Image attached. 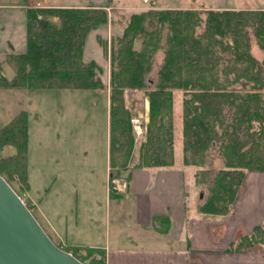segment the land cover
I'll return each mask as SVG.
<instances>
[{
	"label": "trees",
	"instance_id": "obj_1",
	"mask_svg": "<svg viewBox=\"0 0 264 264\" xmlns=\"http://www.w3.org/2000/svg\"><path fill=\"white\" fill-rule=\"evenodd\" d=\"M107 22L104 8L28 6L25 52L6 56L14 76L7 80L0 74V87L102 89L97 65L85 63L82 54L88 33ZM199 28L202 30L197 32ZM251 37L263 53L262 61L251 54ZM137 41L139 50L134 49ZM158 50L164 56L154 88L146 93L149 109L144 140L137 162L130 165L135 137L132 114L123 95L126 90L146 87ZM109 83L110 197L119 196L114 194L113 181L123 171L173 165V90L184 92L182 164L202 167L211 150H216L223 164L213 180L195 182L208 183V197L199 206L202 213L227 215L246 173H264V10L149 9L132 14L121 36L110 41ZM5 147L13 148L14 153L0 158V176L11 187L16 182L26 192L27 112L18 113L0 128V151ZM202 174L211 176L210 171ZM194 175L199 178V173ZM169 223L168 219L156 218L153 226L166 233L167 229L159 228ZM257 244H264V224L241 237L228 251L242 252ZM57 246L83 264H106L102 250Z\"/></svg>",
	"mask_w": 264,
	"mask_h": 264
},
{
	"label": "crops",
	"instance_id": "obj_2",
	"mask_svg": "<svg viewBox=\"0 0 264 264\" xmlns=\"http://www.w3.org/2000/svg\"><path fill=\"white\" fill-rule=\"evenodd\" d=\"M22 3L0 4V74L6 79L5 73L12 71L6 63V56L22 54L26 49V21L23 14L26 13V6ZM65 3L43 6L39 2L38 6L31 7H90L74 5L76 2ZM95 8L106 10L104 6ZM211 10L246 8L232 6ZM87 39L88 36L85 44ZM254 52L251 47L254 58L262 61L263 53L256 55ZM13 76L14 72L7 80H11ZM21 91L24 89L0 88L3 97L0 101V116L4 121L0 128L18 113L27 112L29 189L25 194L34 207L36 220L50 239L55 240L56 245L102 250L106 264H264V244L254 245L242 252L228 251L241 237L250 235L256 226L264 224V181L259 182V179L264 178L263 173H246L243 183L251 186L252 190L244 196L238 194L227 215L202 213L199 210L200 204L194 205L191 202L195 191L192 189L191 192H185L186 186H191L192 182L186 171L192 169V166H184L182 159L177 160L174 149V163L171 167L130 168L123 171L120 178L113 181V189L116 191L114 194L119 196L110 197L108 96L105 98V176L99 181L95 178H91L90 183L86 181L82 190L73 184L71 161L62 160L55 164L58 158L47 156L41 149L34 161L30 149V134L33 125H40L39 114H36L37 111L32 114L22 105L25 99L35 101L33 95L31 97L26 91L38 90H25L20 93ZM14 92L22 95H17L18 103L9 106L8 97ZM147 121L146 115V123ZM47 148L43 147L44 150ZM6 149L10 150L6 156L14 153L13 148ZM61 169L65 171L61 172ZM192 175L194 176V171H191V179ZM97 189L100 192L98 195ZM156 218L170 221L169 226L164 224L159 228L167 229L166 233L154 228ZM67 241L70 245L66 244Z\"/></svg>",
	"mask_w": 264,
	"mask_h": 264
},
{
	"label": "rangeland",
	"instance_id": "obj_3",
	"mask_svg": "<svg viewBox=\"0 0 264 264\" xmlns=\"http://www.w3.org/2000/svg\"><path fill=\"white\" fill-rule=\"evenodd\" d=\"M68 2L78 6H104L108 14V22L99 26L96 30L88 33V39L83 48L82 60L85 63L95 61L99 72L103 88L99 90H68V89H54V90H38L34 92L26 91L27 94L33 95V100L25 99L24 109L32 114L37 111L39 114L40 125L32 126L31 131V145L30 149L34 156V161L38 157V150L41 149L49 157L58 158L55 161L59 163L71 161L73 163L72 180L74 186L84 190L86 181L90 183L91 178L96 180L103 179L105 176V146L107 141L106 129V102L105 98L110 96V41L115 37L121 36L123 29L127 25L130 15L135 12H141L149 9L165 10L178 8H197L204 12L207 9L230 8L238 6L249 10H264V0H0V4H23L26 6H38L40 2L43 6H51L57 3ZM65 3V4H68ZM25 15L26 21V13ZM205 18V14H202ZM26 23V22H25ZM202 29H197L200 32ZM107 48L105 49V45ZM251 47L255 54H261L258 49L256 41L251 37ZM134 49H140L139 41L135 42ZM252 54V53H251ZM163 51L158 50L154 55L152 70L148 75L146 87L142 90H126L124 92V101L126 107L132 114V127L134 133V154L130 165L137 162L136 155L140 144L144 140V132L146 128V113L149 109V101H147L146 93L154 88V81L156 72L163 61ZM253 56V55H252ZM254 57V56H253ZM100 66H102L100 68ZM1 70V69H0ZM11 71V70H10ZM6 72L7 79L11 78L13 72ZM1 73V72H0ZM1 88V87H0ZM26 89H24L25 91ZM21 91L20 93L24 92ZM3 93V92H2ZM6 93V92H5ZM184 92L182 90L172 91L173 103V121H174V149L177 160L182 159V100ZM22 94L14 92L8 97V104L15 105L19 102V97ZM24 96L26 94H23ZM0 94V101L3 99ZM27 96V95H26ZM27 98V97H26ZM21 107V108H23ZM29 107L30 110L27 108ZM33 118V116H32ZM34 119V118H33ZM3 117L0 116V126L3 123ZM39 133V138H38ZM43 147H48L46 150ZM10 150L6 147L0 151V158L8 155ZM14 151H12L13 153ZM207 164L202 167H192L186 171V175L190 176L191 186H186L185 192L195 191V195L191 202L195 204L205 203L207 199V184H196V181H211L213 174L222 167V160L217 155L216 150H211L207 154ZM45 165V160H44ZM49 163V161H47ZM49 166V164H48ZM64 172L65 169H61ZM199 173V178L195 175ZM201 171V172H199ZM210 171L208 177L203 176V172ZM248 173V172H247ZM264 174V173H263ZM93 175V176H91ZM193 178L194 183L193 184ZM263 179V180H261ZM259 179V182L264 181V178ZM40 180H38L39 182ZM45 180L42 181L44 183ZM13 189L20 196L22 201L30 208L35 217V210L25 192L20 190L16 182L11 183ZM250 187V188H249ZM256 187H259L257 185ZM261 189V188H260ZM251 186L244 185L239 190V195L250 192ZM243 193V194H242ZM96 194H100L97 189ZM202 194V197L200 195ZM43 226V225H42ZM113 228V219L111 221ZM45 228V227H44ZM44 230V229H43ZM69 240V238H68ZM52 242H55L52 241ZM55 244V243H54ZM70 245L69 241L66 243Z\"/></svg>",
	"mask_w": 264,
	"mask_h": 264
},
{
	"label": "water",
	"instance_id": "obj_4",
	"mask_svg": "<svg viewBox=\"0 0 264 264\" xmlns=\"http://www.w3.org/2000/svg\"><path fill=\"white\" fill-rule=\"evenodd\" d=\"M145 113L148 116L147 109ZM0 264H83L52 242L27 205L2 176Z\"/></svg>",
	"mask_w": 264,
	"mask_h": 264
}]
</instances>
